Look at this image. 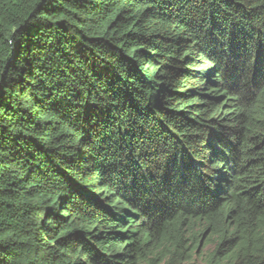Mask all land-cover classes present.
Instances as JSON below:
<instances>
[{
	"label": "trees",
	"instance_id": "obj_1",
	"mask_svg": "<svg viewBox=\"0 0 264 264\" xmlns=\"http://www.w3.org/2000/svg\"><path fill=\"white\" fill-rule=\"evenodd\" d=\"M211 242L264 264V0H0V264Z\"/></svg>",
	"mask_w": 264,
	"mask_h": 264
},
{
	"label": "rangeland",
	"instance_id": "obj_2",
	"mask_svg": "<svg viewBox=\"0 0 264 264\" xmlns=\"http://www.w3.org/2000/svg\"><path fill=\"white\" fill-rule=\"evenodd\" d=\"M203 245L201 244V248ZM211 246H212V242L210 243L209 246H207L205 249H203L200 254L195 253L193 251V249H191L190 253L193 255L192 258L185 259L183 264H207L206 263V257L203 255V253H205V251H208V250L210 251ZM159 264H166V262L159 263Z\"/></svg>",
	"mask_w": 264,
	"mask_h": 264
},
{
	"label": "bare ground",
	"instance_id": "obj_3",
	"mask_svg": "<svg viewBox=\"0 0 264 264\" xmlns=\"http://www.w3.org/2000/svg\"><path fill=\"white\" fill-rule=\"evenodd\" d=\"M157 31V30H156ZM147 35V34H146ZM199 42V41H198ZM162 44V43H161ZM255 47V46H254ZM155 48V47H154ZM157 49V48H156ZM164 50V49H163ZM189 50V49H188ZM207 51V50H206ZM167 52V51H166ZM248 54V53H247ZM247 57V56H246ZM250 58V57H249ZM233 61V60H232ZM141 63V62H140ZM194 64V63H193ZM202 64V63H201ZM252 66V65H251ZM188 67V66H187ZM217 67V66H216ZM145 71V70H144ZM158 71V70H157ZM245 72V71H244ZM232 73V72H231ZM217 74V73H216ZM157 75V74H156ZM246 78V77H245ZM249 78V77H248ZM226 79V78H225ZM179 80V79H178ZM176 82V81H175ZM227 82V81H226ZM173 83V82H172ZM204 84V83H203ZM247 88V87H246ZM217 89V88H216ZM226 94V93H225ZM229 96V95H228ZM192 98V97H191ZM167 99V98H166ZM222 102V101H221ZM195 103V102H194ZM192 104V103H191ZM222 105V104H221ZM184 106V105H183ZM188 107V106H187ZM213 108V107H212ZM239 110V109H238ZM223 111V110H222ZM242 111V110H241ZM198 113V112H197ZM241 113V112H240ZM208 116V115H207ZM228 122V121H227ZM192 124V123H191ZM215 124V123H214ZM230 124V123H229ZM244 124V123H243ZM158 125V124H157ZM214 126V125H213ZM239 127V126H238ZM200 130V129H199ZM201 132V131H200ZM177 134V133H176ZM232 138V137H231ZM158 139V138H157ZM138 140V139H137ZM197 140V139H196ZM184 142V141H183ZM244 143V142H243ZM170 144V143H169ZM245 144V143H244ZM140 145V144H139ZM246 146V145H245ZM189 147V146H188ZM244 149V148H243ZM262 150V149H261ZM201 153V152H200ZM255 154V153H254ZM178 155V154H177ZM243 156V155H242ZM178 158V157H177ZM183 159V158H182ZM215 159V158H214ZM255 166V165H254ZM199 168V167H198ZM252 173V172H251ZM200 176V175H199ZM239 176H240V174H239ZM235 177V176H234ZM239 178V177H238ZM239 181V180H238ZM253 181V180H252ZM241 183V182H240ZM244 183V182H243ZM248 184V183H247ZM245 185V184H244ZM190 187V186H189ZM194 189V188H193ZM233 189V188H232ZM237 189H238V187H237ZM241 190V189H240ZM242 191V190H241ZM248 191V190H247ZM237 192V191H236ZM196 193V192H195ZM234 194V193H233ZM259 195V194H258ZM156 197V196H155ZM165 197V196H164ZM222 197H223V195H222ZM226 197V196H225ZM228 197V196H227ZM243 197V196H242ZM257 198V197H256ZM196 199V198H195ZM249 199V198H248ZM189 201V200H188ZM239 201V200H238ZM224 202V201H223ZM228 203V202H227ZM231 203H233V202H231ZM241 203V202H240ZM247 203V202H246ZM255 204V203H254ZM250 205V204H249ZM248 205V206H249ZM230 206V205H229ZM245 207V206H244ZM243 207V208H244ZM255 207V206H254ZM209 208V207H208ZM220 208V207H219ZM240 209V208H239ZM252 210V209H251ZM257 210V209H256ZM261 211V210H260ZM218 212V211H217ZM224 212V211H223ZM236 212V211H235ZM242 213V212H241ZM259 213V212H258ZM239 215H240V213H238ZM244 214V213H243ZM194 215V214H193ZM222 215H223V213H222ZM253 215V214H252ZM200 216V215H199ZM209 216V215H208ZM207 216V217H208ZM214 217V216H213ZM249 217H251V216H249ZM255 217V216H254ZM171 218V217H170ZM195 218V217H194ZM167 219V218H166ZM245 219V218H244ZM161 220V219H160ZM206 220V219H205ZM214 220V219H213ZM151 221V220H150ZM191 221V220H190ZM208 221V220H207ZM257 221H258V219H257ZM231 224V223H230ZM188 228H190V226L188 227ZM191 230V229H190ZM195 231V230H194ZM193 231V232H194ZM263 232V231H262ZM209 233V232H208ZM246 233V232H245ZM201 235V234H200ZM231 244V243H230ZM207 245V244H206ZM174 247V246H173ZM224 248V247H223ZM182 249V248H181ZM186 253V252H185ZM167 255V254H166ZM175 255V254H174ZM188 256V255H187ZM232 260V259H231ZM230 261V260H229ZM175 262V261H174ZM215 262V261H214Z\"/></svg>",
	"mask_w": 264,
	"mask_h": 264
},
{
	"label": "clouds",
	"instance_id": "obj_4",
	"mask_svg": "<svg viewBox=\"0 0 264 264\" xmlns=\"http://www.w3.org/2000/svg\"><path fill=\"white\" fill-rule=\"evenodd\" d=\"M221 88H222V91H224L223 87H221Z\"/></svg>",
	"mask_w": 264,
	"mask_h": 264
},
{
	"label": "water",
	"instance_id": "obj_5",
	"mask_svg": "<svg viewBox=\"0 0 264 264\" xmlns=\"http://www.w3.org/2000/svg\"><path fill=\"white\" fill-rule=\"evenodd\" d=\"M223 89H226L225 87H223ZM202 244V243H201ZM201 246V245H200Z\"/></svg>",
	"mask_w": 264,
	"mask_h": 264
}]
</instances>
